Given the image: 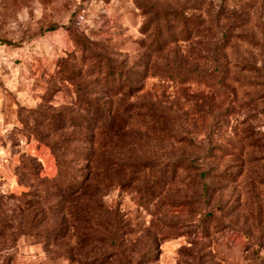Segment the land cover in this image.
<instances>
[{
    "label": "rangeland",
    "instance_id": "1",
    "mask_svg": "<svg viewBox=\"0 0 264 264\" xmlns=\"http://www.w3.org/2000/svg\"><path fill=\"white\" fill-rule=\"evenodd\" d=\"M182 6L207 35H177L144 79L149 17ZM235 9L262 39L264 3L0 0V214L13 222L0 225V264H264V88L226 78L238 53L207 45L212 15ZM240 51L260 61V48ZM57 154L77 182L94 160L83 195L62 199L29 172L56 176ZM24 191L35 221L19 233Z\"/></svg>",
    "mask_w": 264,
    "mask_h": 264
},
{
    "label": "trees",
    "instance_id": "2",
    "mask_svg": "<svg viewBox=\"0 0 264 264\" xmlns=\"http://www.w3.org/2000/svg\"><path fill=\"white\" fill-rule=\"evenodd\" d=\"M244 7H253L258 5V3H264V0H238ZM186 6H182L181 8H163L162 10L158 9L159 13H157L156 17L153 15L149 17L148 25L153 26V30L150 32V41L143 40L142 48L146 50V58L148 60L145 61V68L141 72V75L145 79L146 76H155L157 75V71H155L154 67H152V57L156 52H161L168 46L170 41H176L178 38L177 35L180 33L187 35L188 39H195L198 37L199 43H201V39H204L207 35L205 33L204 22L197 14L186 15L185 9ZM217 15V16H216ZM212 15L213 19L210 21L209 27L205 26L210 36L207 38V45L213 47L215 49L218 48L219 52L227 53L231 50L232 52H237L238 55L233 58V60H229V57L225 56V61L222 65L226 68L224 69V75L231 81L240 84L241 86L247 85L252 87H262L264 88V37L261 39L256 36L251 30H247L245 27L248 24L250 19L249 13H245L243 9H235L230 13H227V18L224 22H217L218 14ZM154 23V24H153ZM144 31H148L145 27ZM206 34V35H205ZM204 35V36H203ZM220 35V36H219ZM219 36V37H218ZM204 37V38H203ZM263 40V41H262ZM205 42V41H203ZM247 46L250 52H246L248 54H252V50L255 48H260V61H257L253 58V56H248L245 53H241L240 49L242 47ZM248 56V57H247ZM213 62H215V59ZM215 65V64H214ZM216 70L219 65H215ZM232 67V68H231ZM111 69V67H110ZM212 70L210 74L214 76L215 71ZM176 70L167 69L162 75L166 78H170L175 80L177 78ZM191 72H185L183 76H181L180 81L186 82L191 79L190 74H194L195 71L190 70ZM214 71V72H213ZM187 73V74H186ZM109 76H124L123 70L111 69L109 70ZM194 77V76H193ZM200 79L204 76H195ZM198 78V80H200ZM222 78V77H221ZM195 79V78H193ZM133 89V85L130 86L131 91H127L126 94L131 95ZM156 110L153 101H149L146 105V110L143 114H150L153 116V111ZM115 117L113 115H109L107 123L109 125L113 124ZM124 121L126 119L123 117ZM106 122H103L100 126L101 128L106 126ZM188 161V158L177 159L175 163L180 167H185ZM56 163L58 166V173L54 177H42L40 176L39 168H36L35 165L27 166L29 172L32 176L41 183H50L47 188H51V192L56 194L60 198H75L80 195H83L91 186V183L96 177V168L95 162L92 158H88L85 166V172L82 174L81 181H76L77 176L73 174L72 167L65 162L62 157L57 154L56 155ZM142 164L137 162L136 167L139 169ZM145 166V164H144ZM109 166L106 168V171L109 170ZM98 173V172H97ZM32 193L22 192L19 196L21 198L19 207H17L18 212L22 214L20 221L18 222L19 233H26L31 230L34 225V216L31 214L32 209L35 207V202L31 200V198H27L26 195ZM10 197L15 196V194L9 195ZM16 197V196H15ZM62 202V200H61ZM39 202L36 203V205ZM57 205V204H53ZM0 209L2 210V206L0 204ZM44 210V208H42ZM46 210V209H45ZM50 211V208L48 207ZM9 219V220H7ZM12 221H10V217L7 218L0 214V225L12 226ZM58 235H62V233H57ZM61 237V236H60Z\"/></svg>",
    "mask_w": 264,
    "mask_h": 264
}]
</instances>
